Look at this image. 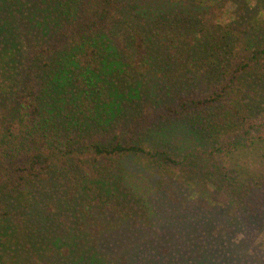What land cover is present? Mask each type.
Listing matches in <instances>:
<instances>
[{
  "label": "trees",
  "instance_id": "1",
  "mask_svg": "<svg viewBox=\"0 0 264 264\" xmlns=\"http://www.w3.org/2000/svg\"><path fill=\"white\" fill-rule=\"evenodd\" d=\"M246 1L0 0V264L233 262L232 234L264 228V7ZM147 93L217 134L223 184L198 202L246 219L147 223V160L177 165L151 141L160 120L127 119Z\"/></svg>",
  "mask_w": 264,
  "mask_h": 264
},
{
  "label": "rangeland",
  "instance_id": "2",
  "mask_svg": "<svg viewBox=\"0 0 264 264\" xmlns=\"http://www.w3.org/2000/svg\"><path fill=\"white\" fill-rule=\"evenodd\" d=\"M246 3L249 6L255 4V8L264 7V0H247ZM228 5L231 9L234 6L232 3H227L225 7ZM224 17H227V12H224ZM261 33L264 36V30ZM262 83L264 86V80ZM156 99L158 100L156 101ZM160 103H162V100L159 93L158 95H150L147 93L141 100L136 112L127 117V119L130 118L131 123L138 121L139 127L145 120L149 122L157 121V123L160 120V130L149 131L152 135L151 141L156 148L163 149L167 154L171 155L170 157L172 159L177 161V165H174L173 163L164 162L156 158H154L155 161L150 157L147 160V166L152 167L155 174H151L149 178L147 195L150 196H147L146 199H150V202L148 201L149 203L146 206H151L156 212L153 215L151 212L152 209L146 208L147 216L152 217L147 223H150L154 219L156 223L160 224L161 228L167 227V230H170L169 226L175 225L174 229L176 230L184 228L187 225L186 219H189V217L195 218L200 223L202 221L204 222L203 219H207L208 222L206 223L208 228H211L212 221H225L228 223L233 216L246 219L241 214V211L244 210L241 205L239 206L240 203L227 202V205L217 206L215 209H206L200 205L198 199L200 197L201 199H205L211 192L213 185L223 184L220 176L222 171L219 175L221 165H214L216 159H218V152L213 155L209 152L210 149H214L217 145V134L216 136L208 138L201 130L190 128L187 124L176 121L174 117L168 116L166 108L160 105ZM240 132V130H237L236 134ZM228 138L224 135L218 141H228ZM127 161L130 170H134L139 169V167L142 168L145 160L131 157V160ZM133 163L136 164L133 165ZM105 164L109 165V163ZM194 164L196 165V170L195 168L193 170L192 165ZM173 167H184L186 171V173H182L184 178L183 185L179 186L177 182H173V179H171V184L174 189L170 188V183H167L168 178L166 177L168 174L173 173ZM206 168L214 172L207 176L205 173ZM144 173L146 175L143 177L146 180L148 173L147 171H144ZM187 181H191L192 184H188ZM35 222L38 225L42 224L39 221ZM196 224L194 222V225L190 228L195 227ZM232 235L235 244L229 245L228 252L224 251L223 255L225 257L231 254L233 256L235 255L236 258L233 257V262L227 258L224 260L220 258L219 260L214 257L211 261H197L194 258L191 264H264V228L257 229L254 235L249 231L246 233L235 231ZM207 238L208 241L206 240L207 242H205L206 246L204 251H207L209 254L213 250L215 241L209 239V236Z\"/></svg>",
  "mask_w": 264,
  "mask_h": 264
}]
</instances>
